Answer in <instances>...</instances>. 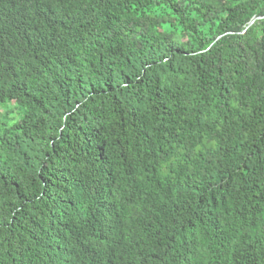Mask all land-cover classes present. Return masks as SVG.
Returning a JSON list of instances; mask_svg holds the SVG:
<instances>
[{
    "label": "trees",
    "instance_id": "1",
    "mask_svg": "<svg viewBox=\"0 0 264 264\" xmlns=\"http://www.w3.org/2000/svg\"><path fill=\"white\" fill-rule=\"evenodd\" d=\"M5 104L0 264H264V0H0Z\"/></svg>",
    "mask_w": 264,
    "mask_h": 264
},
{
    "label": "rangeland",
    "instance_id": "2",
    "mask_svg": "<svg viewBox=\"0 0 264 264\" xmlns=\"http://www.w3.org/2000/svg\"><path fill=\"white\" fill-rule=\"evenodd\" d=\"M8 109H13L14 111H16V109H15V105H13V104H5V105H2L1 107H0V113H1V115H0V121H5V120H7L6 119V117L7 116H5V114H4V112L5 111H7ZM14 115H15V112L13 113V114H10L9 115V118H12V117H14ZM13 122H9V124H12Z\"/></svg>",
    "mask_w": 264,
    "mask_h": 264
},
{
    "label": "water",
    "instance_id": "3",
    "mask_svg": "<svg viewBox=\"0 0 264 264\" xmlns=\"http://www.w3.org/2000/svg\"><path fill=\"white\" fill-rule=\"evenodd\" d=\"M257 19H261V18H257ZM257 19H253V20L248 24V28H249L250 26H252V25L254 24V22H255Z\"/></svg>",
    "mask_w": 264,
    "mask_h": 264
}]
</instances>
